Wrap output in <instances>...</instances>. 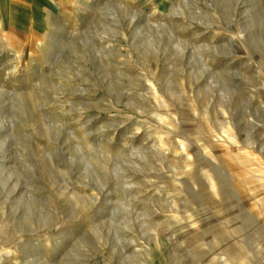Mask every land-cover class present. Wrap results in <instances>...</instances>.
I'll list each match as a JSON object with an SVG mask.
<instances>
[{"label":"rangeland","instance_id":"374dc122","mask_svg":"<svg viewBox=\"0 0 264 264\" xmlns=\"http://www.w3.org/2000/svg\"><path fill=\"white\" fill-rule=\"evenodd\" d=\"M0 264H264V0H0Z\"/></svg>","mask_w":264,"mask_h":264}]
</instances>
